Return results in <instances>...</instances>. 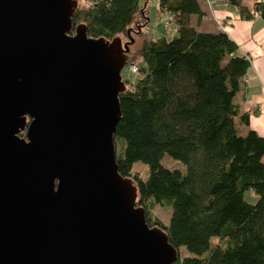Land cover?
Segmentation results:
<instances>
[{"label": "water", "instance_id": "1", "mask_svg": "<svg viewBox=\"0 0 264 264\" xmlns=\"http://www.w3.org/2000/svg\"><path fill=\"white\" fill-rule=\"evenodd\" d=\"M77 5L0 0V264H174L116 161L129 47Z\"/></svg>", "mask_w": 264, "mask_h": 264}, {"label": "trees", "instance_id": "2", "mask_svg": "<svg viewBox=\"0 0 264 264\" xmlns=\"http://www.w3.org/2000/svg\"><path fill=\"white\" fill-rule=\"evenodd\" d=\"M229 1L242 17L264 18V0H255L253 11ZM91 2L75 8L71 33L82 23L89 36L113 40L146 23L142 0ZM157 6L173 14L177 33L144 40L137 78H124L114 137L119 171L132 178L148 223L166 230L178 251L174 264H264V135L236 126L237 117L249 123L235 97L246 85L250 57L226 31L192 25L191 15H203L201 0ZM165 153L186 163V172L162 164ZM138 160L149 165L147 178L133 171ZM155 203L171 205L168 224L152 215Z\"/></svg>", "mask_w": 264, "mask_h": 264}, {"label": "crops", "instance_id": "3", "mask_svg": "<svg viewBox=\"0 0 264 264\" xmlns=\"http://www.w3.org/2000/svg\"><path fill=\"white\" fill-rule=\"evenodd\" d=\"M240 1L253 11L255 0ZM201 8L202 16L198 18L196 15H191L192 25L207 32L226 31L232 40L237 42L239 51L250 57L251 64L246 71V85L243 90L236 93L235 97V103L240 111L248 114L249 123L241 122L239 117L236 118V122L240 121L238 128L242 133L253 128L258 134L264 135V18L258 14L251 18L242 17L239 7L229 0H214L211 8L201 1ZM160 13L161 10L158 15Z\"/></svg>", "mask_w": 264, "mask_h": 264}, {"label": "rangeland", "instance_id": "4", "mask_svg": "<svg viewBox=\"0 0 264 264\" xmlns=\"http://www.w3.org/2000/svg\"><path fill=\"white\" fill-rule=\"evenodd\" d=\"M78 3L77 6H85L89 7L92 3L91 0H76ZM144 4V11L147 16L146 23L143 24V21H139L134 26L130 27L124 35H119L118 37L121 39L122 44L127 43L129 50L127 52L128 62L127 63H135L137 66L142 64V56L138 53V50L142 46V42L146 39H156L159 36H165L167 38H171L176 35V31L173 29V26L170 24L169 26H164V23L161 21V13L159 14V10L157 7V0H142ZM140 67V66H139ZM138 71L136 73H131L127 70V67L122 70L121 75L122 78L130 77L132 80H135L137 77ZM125 80V79H124ZM127 82H125L126 84ZM240 121L237 120L236 126L239 127ZM161 163L166 165L167 167L174 169L178 168L183 174L187 170L186 163H183L181 160L170 156L168 153H165L162 156ZM133 171L139 173L143 178H147L149 174V165H147L142 160L135 161L133 164ZM248 194V198L254 197V193L252 191H246ZM152 215L158 216L163 223L168 224L170 222V216L172 214V208L170 204L164 203H155L152 207ZM212 242H218L219 238L213 236ZM181 251L186 252L185 248H181Z\"/></svg>", "mask_w": 264, "mask_h": 264}, {"label": "built area", "instance_id": "5", "mask_svg": "<svg viewBox=\"0 0 264 264\" xmlns=\"http://www.w3.org/2000/svg\"><path fill=\"white\" fill-rule=\"evenodd\" d=\"M201 1L208 8H211L212 5L214 4V0H201ZM173 17H174L173 14H171L169 11H161V21L164 23V26L167 27L171 24L173 26V29H176V25L173 21ZM125 66L127 67V70H129L131 73H136L139 70V66H137L135 63H126Z\"/></svg>", "mask_w": 264, "mask_h": 264}]
</instances>
